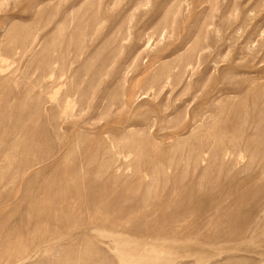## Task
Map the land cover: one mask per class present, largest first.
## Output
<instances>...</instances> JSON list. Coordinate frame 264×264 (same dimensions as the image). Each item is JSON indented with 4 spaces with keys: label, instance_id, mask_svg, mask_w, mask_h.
Here are the masks:
<instances>
[{
    "label": "rangeland",
    "instance_id": "rangeland-1",
    "mask_svg": "<svg viewBox=\"0 0 264 264\" xmlns=\"http://www.w3.org/2000/svg\"><path fill=\"white\" fill-rule=\"evenodd\" d=\"M0 264H264V0H0Z\"/></svg>",
    "mask_w": 264,
    "mask_h": 264
}]
</instances>
